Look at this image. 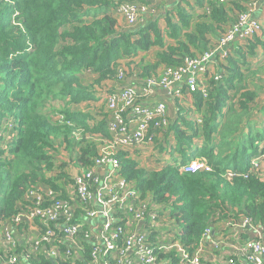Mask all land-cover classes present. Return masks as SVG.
Masks as SVG:
<instances>
[{
  "label": "trees",
  "instance_id": "16d2710c",
  "mask_svg": "<svg viewBox=\"0 0 264 264\" xmlns=\"http://www.w3.org/2000/svg\"><path fill=\"white\" fill-rule=\"evenodd\" d=\"M194 2L202 10L197 17L188 10L189 4L176 2L161 16L163 27L157 17L133 29L117 24L114 0H0V109H8L22 124L11 157H0V222L12 220L25 190L37 183L51 188L60 199L68 198L72 175L66 161L73 162L77 171L94 164L99 153L96 136L109 137L104 109L97 118L89 110L73 106L94 100L95 88L108 79L115 80L122 66L125 73L136 68L138 77L156 76L162 65L178 66L186 56L209 51L212 40L244 9L239 0ZM233 45L241 48L239 43ZM231 53L220 64L219 77L207 85L206 97L199 90L190 94L199 116L187 121V111L179 106L161 141L155 138L158 153L168 155L163 166H141L120 150L116 154L119 175L133 184L140 199L160 206V216L174 222L178 229L175 240L190 254L203 240L207 227L213 231L217 224H235L247 218L264 228V161L250 171L252 158L264 153V121L254 133L256 122L248 105L258 93L250 86L253 80L264 79V67L255 72L247 69L243 74L245 55ZM122 60L127 61L120 66ZM88 71L97 75L92 83L83 80ZM234 78L239 80L237 84ZM259 86L264 90V85ZM56 102H62L59 109L52 106ZM53 113L63 119L50 118ZM198 139L204 142L200 148L194 144ZM193 145L196 148L191 151ZM62 148L68 152L66 161L55 155ZM193 158L205 160V167L180 169ZM227 169L248 174L227 176ZM22 226H15L16 231H22ZM85 231L90 232L89 227H84L81 237ZM155 234L151 231V241ZM24 245L18 242L7 248V254L15 251L22 256ZM81 245L77 257L48 258L42 254L29 263L89 264L92 247L82 238ZM60 249L65 250L64 245ZM156 252L158 260L166 264H180L177 251ZM6 257L2 255V260ZM232 258L234 264L241 262ZM229 259L226 256L218 264H230ZM17 263L24 264L22 259Z\"/></svg>",
  "mask_w": 264,
  "mask_h": 264
},
{
  "label": "built area",
  "instance_id": "2783aa9c",
  "mask_svg": "<svg viewBox=\"0 0 264 264\" xmlns=\"http://www.w3.org/2000/svg\"><path fill=\"white\" fill-rule=\"evenodd\" d=\"M114 1L115 14L123 21L124 27L129 28L145 14L157 15V5L170 0ZM239 1L243 2L244 9L233 23L225 27L209 51L186 56L183 64L178 66L164 65L157 76L141 78L134 73L133 77L126 78V68H119L115 78L119 85L106 90L103 98L98 100L104 105L109 137L96 136L99 153L94 164L72 175V183L67 187L68 198L60 199L51 188L38 183L25 190L12 220L0 222V264H19V259L30 264L32 258L42 254L48 258L77 257L82 250L81 238L92 247L89 264H166V261L158 260L156 250L177 251L180 264H215L203 262V250L225 247L228 250L222 260L229 256L230 264H234L232 256L246 264H264V240H261L264 228L253 225L247 218L234 226L242 231L253 229L259 237L237 238V245H234L212 238V229L207 227L203 240L190 254L175 240L177 226L167 216H160V206L140 199L133 184L119 175L120 162L116 156L120 150L137 159L155 156L161 164L168 160L158 153L154 141L156 137L161 141L169 124L167 107L164 101L155 99L156 93L160 91L165 97L177 100L180 106L186 105L190 94L196 90L206 97L207 85L203 78H207L209 66L216 62L215 58L223 62L234 43L251 40L261 32L260 22L251 16L261 0ZM125 61H120V66ZM126 79L130 81L123 83ZM138 79L141 84L143 81L142 88L134 83ZM100 113L98 111L95 116L98 118ZM57 118L63 119L60 115ZM197 121L200 122V118ZM263 161L264 153L252 159L250 171L259 168ZM204 163L205 160L195 158L181 165L180 169L194 171L204 168ZM247 174L231 169L224 172L227 176ZM161 223H169L168 228L160 230ZM15 226L18 229L22 226L21 236L16 235ZM85 226L90 232L85 231L81 237ZM154 230L155 240L151 241L149 235ZM18 242L25 244L23 255L15 251L7 254V248H14ZM60 245H64L65 250L61 251ZM2 255L7 256L6 260H2Z\"/></svg>",
  "mask_w": 264,
  "mask_h": 264
},
{
  "label": "crops",
  "instance_id": "0c3cea01",
  "mask_svg": "<svg viewBox=\"0 0 264 264\" xmlns=\"http://www.w3.org/2000/svg\"><path fill=\"white\" fill-rule=\"evenodd\" d=\"M176 2H180L182 6H185V2H186V6H188L187 4H189L188 6V10L193 14L194 17H197V15L199 13H201V9L197 7V5L195 4L194 0H170L169 4L167 5L168 7H172ZM159 4H163V3H159ZM159 4L157 5V8L159 7ZM164 13V7L161 6L159 10H157V15L152 17V18H159L163 20V17H161ZM154 15V14H152ZM149 14H145L143 16V18L145 17L147 20L149 16H152ZM252 18L257 19L260 24H261V32L258 34L257 36V40H251L248 45H244L245 42H241L239 43L241 45V48L239 47H235V45L232 46V53L231 55L235 56L239 51L243 52V54L245 55V58L243 59L244 63H247L246 66L241 67V70L243 72V74L246 72L247 69H251L254 70V72L256 70H258L259 68L263 67L261 65L264 64V0H261L257 3V6L254 10V12L251 14ZM228 26V25H227ZM119 27H124L121 23L119 25ZM163 27V26H162ZM226 26H224L225 28ZM219 36H217L215 39L212 40V44L214 42H216L218 40ZM235 47V48H234ZM250 49V52H249ZM138 57H142V55L138 56ZM150 60H153L152 56H149ZM224 62H214L209 66V70H208V76L207 78H203L204 83H206V85H208L209 87V83L210 81L213 79V77L221 74V67L220 64H223ZM163 66V65H162ZM162 66L158 67V71H157V75L160 74V70L162 69ZM264 73H261V76ZM85 77L87 79H85ZM97 77L96 74L92 73V72H87L86 75H84V79L86 83H90L92 80H94ZM146 77V76H145ZM142 78V77H141ZM264 78V77H263ZM129 79H126L123 83H127L129 82ZM238 79L234 78L233 82L235 84L238 83ZM254 84V85H253ZM253 84H251L250 88L251 89H258V93L256 98L254 99V102H250L248 103V105L250 106L249 109V114L252 115V119L256 122V124L253 126V130L254 133L256 131H258L260 129V125L261 123L264 121V111H261V108L264 106V90H260L259 85H264V79L260 82L259 80H253ZM119 84L117 82H115V80L113 79H108L104 82V84L100 87H96V94H95V99L94 100H87L83 103H81L80 105L74 107L73 109H78V110H89V106L86 105V103L89 102H94L96 105V109L95 110H89L91 114L96 115L98 111H101L102 108L104 107V105L102 104V102L98 101L99 99L103 98L104 92L110 91L111 89H114L118 86ZM98 96V97H97ZM151 100H154V98L151 96L150 97ZM155 99L157 101H164L166 107H167V114L168 117H174L175 115H177L178 113V108H180L179 103L177 100H172L169 99L167 97H165L160 91H157ZM183 109L185 111H189L190 109L193 110L190 116V119L187 116V112H186V118L187 121H192L194 120L197 116H199L197 113H195V106L193 105V98L191 97V95L188 98V102L186 105L182 106ZM197 112V111H196ZM182 128H184L185 130H187V126L184 123H181ZM243 132L244 134H246L248 132V128L244 125L243 126ZM187 133L190 134V131L187 130ZM253 133V134H254ZM194 144H199V145H203L204 142L202 139H198L196 140V142ZM196 146V145H195ZM6 153V152H5ZM129 156H131L132 158L138 160L139 164L141 166H150V167H154V168H159L161 166H163V164L160 163V161L155 157V156H149L146 157L144 159L141 158H136L135 156H132V154H128ZM6 158L7 156L4 155ZM148 158V159H147ZM263 174H264V164H263ZM22 231H17L16 235L17 236H21ZM243 233L244 236H241V234ZM260 235L256 234L255 230L253 229H247L245 231L242 230H237L236 227L234 226V224H230V223H225V224H217L214 227V230L211 232V237L216 239V240H223L228 242L229 244L235 243L237 238H240V240L245 239V238H255V237H259ZM261 240H264V236H261ZM234 245H237L236 243ZM227 248H223V249H205L202 252V260L203 261H207V262H213L215 264L217 263H221L222 260V256L226 254L227 252ZM239 264H246L244 262H240Z\"/></svg>",
  "mask_w": 264,
  "mask_h": 264
},
{
  "label": "rangeland",
  "instance_id": "374dc122",
  "mask_svg": "<svg viewBox=\"0 0 264 264\" xmlns=\"http://www.w3.org/2000/svg\"><path fill=\"white\" fill-rule=\"evenodd\" d=\"M169 3H163V4H159V7L157 8V10H159L160 9V7L161 6H163L165 9H167V10H169L170 9V7H168L167 5H168ZM165 11V10H164ZM154 16H156V15H153V16H149L148 17V19L150 20L152 17H154ZM116 18H117V24L118 25H120V23L123 25V26H125L124 25V23H123V21L120 19V18H118L117 16H116ZM238 18V16H236V18H235V20ZM159 19V18H158ZM148 20L144 17V18H142V17H140L138 20H137V22L134 24V25H132V26H129V28L131 27V28H136V27H140V26H143V25H145V23L147 22ZM159 25H160V27H162V26H164V22L162 21V19H159ZM230 25V24H229ZM228 25V26H229ZM227 27V26H226ZM221 36V35H220ZM219 36V37H220ZM219 39V38H218ZM215 43V42H214ZM213 43V44H214ZM231 50L232 49H230V51L229 52H231ZM150 56H152L153 57V53L150 55ZM215 61L216 62H220L219 61V59H217V58H215ZM125 63V62H124ZM183 64V63H182ZM133 66V65H132ZM164 66V65H163ZM162 66V67H163ZM173 66H175V65H173ZM261 66H263L264 67V64L263 65H261ZM158 69V68H157ZM129 72H126V73H134V71H136V68H134V67H130L129 68V70H128ZM130 71H132V72H130ZM93 72V71H92ZM93 73H95V72H93ZM155 76V75H154ZM157 76V75H156ZM92 83V82H91ZM62 105V102H56V103H54L52 106L54 107V108H57V109H59L58 108V106L60 107ZM86 105H88L89 106V110H95L96 109V105H95V103L94 102H89V103H86ZM75 106H73L72 108H74ZM192 111L193 110H189L188 112H187V116H188V118L190 119V116H191V113H192ZM8 115H9V112L8 113H6V114H4L3 115V117L2 118H7L8 117ZM50 118H52V119H54V120H56V114H50ZM2 121H3V119H1L0 120V123H2ZM197 147H201V145H197ZM196 148V146L195 145H193V146H191V148H190V150L192 151V150H194ZM259 148H260V146H259ZM56 155V158L58 159V160H64L65 159V161L68 159V152H67V150L66 149H64V148H62L61 150H60V152L58 153V154H55ZM258 155H256V156H254L253 157V159L254 158H256ZM64 157V158H63ZM148 159V158H147ZM66 162H68V172H69V174H70V176L71 175H73V174H75L76 172H77V170L79 169H77V168H75L76 166L74 165V163L73 162H71V161H66ZM169 224V223H168ZM168 224H164V223H161L160 224V230H166L167 228H168ZM173 223L172 222H170V225H172Z\"/></svg>",
  "mask_w": 264,
  "mask_h": 264
},
{
  "label": "clouds",
  "instance_id": "9594fccd",
  "mask_svg": "<svg viewBox=\"0 0 264 264\" xmlns=\"http://www.w3.org/2000/svg\"><path fill=\"white\" fill-rule=\"evenodd\" d=\"M8 112L9 111L6 108L0 109V120L3 119L2 123H0V157L2 159H6L4 155H6L7 158L11 157V150L17 143L20 136V132L22 130V124L17 118H14L10 112L7 118H2L3 115ZM57 116L58 115L56 114V117ZM56 120L58 121L59 119L56 118ZM162 156H166V159L168 158V155L166 153L162 154ZM189 161L190 160L186 161L184 164Z\"/></svg>",
  "mask_w": 264,
  "mask_h": 264
},
{
  "label": "flooded vegetation",
  "instance_id": "af4514ba",
  "mask_svg": "<svg viewBox=\"0 0 264 264\" xmlns=\"http://www.w3.org/2000/svg\"><path fill=\"white\" fill-rule=\"evenodd\" d=\"M141 82V79H138L137 81H135L134 83L136 84V85H141V88L144 86V84H143V81H142V84L140 83ZM173 100V99H172Z\"/></svg>",
  "mask_w": 264,
  "mask_h": 264
}]
</instances>
